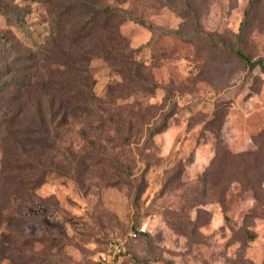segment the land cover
I'll use <instances>...</instances> for the list:
<instances>
[{"label": "rangeland", "instance_id": "1", "mask_svg": "<svg viewBox=\"0 0 264 264\" xmlns=\"http://www.w3.org/2000/svg\"><path fill=\"white\" fill-rule=\"evenodd\" d=\"M15 1L29 11L26 31L0 13V36L19 43L14 54L0 37V70L15 59L47 93L23 86L12 98L32 129L0 139V215L24 213L15 244L34 237L32 264H264V69L222 46L264 59V0H90L181 33L115 18L122 46L143 48L110 60L91 38L78 48L95 56L71 69L54 65L67 48L56 36L30 49L70 0ZM72 99L84 104L74 110ZM25 155L56 169L14 200L10 179ZM5 236L0 264H23Z\"/></svg>", "mask_w": 264, "mask_h": 264}, {"label": "trees", "instance_id": "2", "mask_svg": "<svg viewBox=\"0 0 264 264\" xmlns=\"http://www.w3.org/2000/svg\"><path fill=\"white\" fill-rule=\"evenodd\" d=\"M31 1L34 3L39 0ZM47 2H50V0ZM185 2L187 5H190L189 0H185ZM254 2L255 0H251L250 5ZM22 9L16 4L15 0H0V13H2L12 24L26 31L25 16L29 13V11H26L25 8ZM247 14H249V11H246V15ZM51 18L53 25H51L49 34H47V36H45L40 43L37 42L32 45L30 49L32 51L43 52L44 48L47 46L46 43H50L52 39L51 36H56L57 38L52 39V42L54 43L59 40V42L64 43L67 48L65 51L64 47L63 49L61 47L58 48L61 56L59 55L60 58L56 60L57 63H54V65L55 67L59 65V67L64 69H71V67H74L78 58L80 59L83 56L86 57L87 55L89 58L90 56H95V53H92L91 51H83L78 48L80 44L91 38L102 39L101 49L98 53L110 60L112 57L110 53H115L124 60L132 57L133 54L141 50L143 45L137 49H130L122 46L120 40L122 36L119 26H117L118 24L114 20L115 18L132 20L147 26L152 30H160L169 34L181 33V31L177 30H164L155 24L133 15L124 8L112 6L110 4L95 3L90 0H70L63 3L60 5L59 9L55 10ZM1 40L5 41L6 44L11 47L14 46V49L16 48L15 44L19 45L14 37H10L7 34H2ZM20 44L24 45L22 42H20ZM222 46L223 48L228 49L250 69L257 67L264 69V59L250 57L239 44L228 45L223 43ZM14 54H19V49L15 51ZM99 54L96 53V56ZM13 64L16 65L15 59ZM13 64L9 63L8 66H5L0 70V101L6 102V108L0 109V139H2V141H5V139L11 137L13 134H17L19 136L24 135L27 130L32 129L30 127H22L19 124L18 118H20L22 111L19 112L11 106L12 98L17 97L20 94L21 87H37V89L42 91V93H47L44 89L45 84H42L38 75H35L33 71L27 73V71L23 70L22 66L16 65L13 67ZM17 64L20 65L21 61L18 60ZM44 68L48 71V73L46 72V77L48 79L51 76L50 72L53 71L52 65H45ZM11 72H13V74L9 75ZM130 72L136 76L137 80H141L138 72ZM77 86L82 90L91 92L90 88L85 84L78 83ZM19 97L22 99V96ZM71 104L73 106L72 108L76 110L81 108L84 103L82 101H78L77 99H72ZM173 107L174 104L171 102L170 110H172ZM164 122L165 120L162 121L161 124H164ZM161 127L162 125H158L152 129L150 136L157 133ZM23 157L24 159L22 163L17 165L20 173H17L12 179H10V191L14 200H24V196L22 195L27 194V191H32L43 184L48 172L56 169L53 166L42 165L39 161L35 162L34 160H30L26 155ZM6 212H8V214L0 215V224L4 227L0 236L3 237L4 234H7L4 240L8 241L11 245L10 250L12 251L13 260L15 253L18 251L23 253L26 257V261L23 262V264H32L34 260H31L32 257L28 256L30 253L33 254L32 249H28L30 253L26 255V252L28 251L26 247L30 245L29 243H32L34 237L24 232L20 233L19 236H21V239L24 240V242L19 241L23 242L21 246H17L15 244V241L17 240L15 235L17 230L15 228L18 227L19 223H24L25 215L13 206H7Z\"/></svg>", "mask_w": 264, "mask_h": 264}, {"label": "built area", "instance_id": "3", "mask_svg": "<svg viewBox=\"0 0 264 264\" xmlns=\"http://www.w3.org/2000/svg\"><path fill=\"white\" fill-rule=\"evenodd\" d=\"M110 250H113L115 253H117V252H121L122 249H121L120 245L115 244V245H113V246L111 247ZM103 259H104V260H107V256L104 255V256H103Z\"/></svg>", "mask_w": 264, "mask_h": 264}]
</instances>
